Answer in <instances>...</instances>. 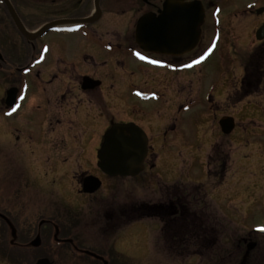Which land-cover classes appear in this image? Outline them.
<instances>
[{
	"label": "flooded vegetation",
	"instance_id": "1",
	"mask_svg": "<svg viewBox=\"0 0 264 264\" xmlns=\"http://www.w3.org/2000/svg\"><path fill=\"white\" fill-rule=\"evenodd\" d=\"M164 1L0 0V264L44 258L121 264L125 228L147 219L165 229L166 249L184 264H264L259 227L226 239L231 248H223L224 229L208 221L216 212L192 211L183 186L161 183L158 202L125 206L127 178L109 177L98 167L112 124H133L145 134V171L155 167L153 135L185 138L191 103L204 111L208 104V118L218 123L233 119L229 135L217 123L221 138L239 128L237 120L258 116L257 110V116H238L227 109L264 108V0H187L200 1L204 15L190 51L181 29L174 35L165 27L168 34L155 36L153 28L150 41L138 39V20L158 18ZM51 35L61 36L57 49L51 40L41 42ZM64 36H73L74 48ZM211 73L218 77L205 91L202 81ZM215 161L219 169L209 176L222 179L226 158ZM88 177L100 182L92 194L82 191ZM146 204L153 214L142 218ZM79 233L100 250L85 247Z\"/></svg>",
	"mask_w": 264,
	"mask_h": 264
},
{
	"label": "rangeland",
	"instance_id": "2",
	"mask_svg": "<svg viewBox=\"0 0 264 264\" xmlns=\"http://www.w3.org/2000/svg\"><path fill=\"white\" fill-rule=\"evenodd\" d=\"M219 3L231 4L230 0H220ZM73 36H64L62 42L74 48ZM60 37L51 35L41 42L51 40L53 48L57 49L55 46L61 45ZM216 76L218 77L217 73H211L204 77L202 84L205 91ZM196 82L194 78L193 83ZM195 89V85L189 87L190 95ZM203 104L202 106L206 107L205 111L194 103L188 106L185 138L165 140L160 135H153L151 141L154 144L153 155L156 156L155 167L146 168L137 178H127L122 195L125 206L130 202L138 201L155 203L160 197L157 188L161 183L183 186L190 195L192 203L189 205L192 211L203 209L205 212H216L214 214L216 220L212 221V215L209 214L208 221L214 227L224 229L225 237L221 243L222 247L227 249L231 248L229 245L231 241L227 242L226 239L233 240L249 229L264 227V108L250 106L241 108V106L232 110L227 109V114L233 112L238 116L239 114L257 116L255 113L257 110L258 116L252 120H237L239 128L229 137L221 138L217 126L218 120L208 118L207 115L213 112L208 110V104ZM156 106L157 109L162 108L159 104ZM222 157L226 158L228 167L225 177L216 179L209 176L215 175L214 171L219 169L220 163L215 161V158ZM75 162L73 160V163ZM71 188L74 193L75 185L68 187L69 190ZM76 200L84 207L85 204L81 199L76 198ZM48 205L50 204H46V207ZM159 227L158 221L154 219L142 220L127 226L124 230V245L117 254L119 262L121 264H184L185 260H176L170 256L165 246V234L159 231ZM76 237L80 238L81 243L86 244L85 247L98 249L90 235L79 233ZM58 258L55 257L54 260ZM194 260L196 258L192 257L189 262ZM59 262L57 260L56 263ZM191 264H202V262L194 261Z\"/></svg>",
	"mask_w": 264,
	"mask_h": 264
},
{
	"label": "water",
	"instance_id": "3",
	"mask_svg": "<svg viewBox=\"0 0 264 264\" xmlns=\"http://www.w3.org/2000/svg\"><path fill=\"white\" fill-rule=\"evenodd\" d=\"M203 9L200 1L188 2L187 0H165L160 16L154 19L152 14L141 17L137 22V37L141 41L155 33V36L166 27L173 30L181 29L187 36L185 48L192 50L198 39L197 29L203 22ZM159 41V40H157ZM175 52H173L174 54ZM9 101V93L8 99ZM219 128L224 135H229L234 129L231 118H222ZM147 155V138L145 134L133 124H112L105 132L100 149L97 153L98 167L109 177L134 178L144 171V160ZM100 188V182L93 177H88L82 184V191L92 194ZM258 232L264 233L262 229ZM37 246V243H33ZM251 247H248V251ZM35 264H52L48 259H40ZM107 264V262H104Z\"/></svg>",
	"mask_w": 264,
	"mask_h": 264
},
{
	"label": "trees",
	"instance_id": "4",
	"mask_svg": "<svg viewBox=\"0 0 264 264\" xmlns=\"http://www.w3.org/2000/svg\"><path fill=\"white\" fill-rule=\"evenodd\" d=\"M167 191H169V189H167ZM167 193V192H166ZM140 214L142 215V218L143 217H148V216H151L153 214V208L152 207H149L147 204L146 205H142L140 207ZM146 214V215H145ZM165 229L162 230V232L165 233L164 231Z\"/></svg>",
	"mask_w": 264,
	"mask_h": 264
},
{
	"label": "snow or ice",
	"instance_id": "5",
	"mask_svg": "<svg viewBox=\"0 0 264 264\" xmlns=\"http://www.w3.org/2000/svg\"><path fill=\"white\" fill-rule=\"evenodd\" d=\"M136 55H140L139 53H137ZM141 59H143V57H140ZM13 111H15V109H13ZM262 231H264V229H262Z\"/></svg>",
	"mask_w": 264,
	"mask_h": 264
}]
</instances>
